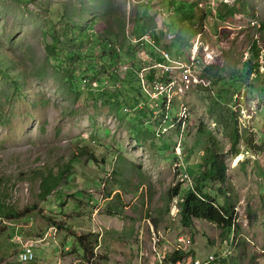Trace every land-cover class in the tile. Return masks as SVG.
Instances as JSON below:
<instances>
[{
    "label": "rangeland",
    "instance_id": "obj_1",
    "mask_svg": "<svg viewBox=\"0 0 264 264\" xmlns=\"http://www.w3.org/2000/svg\"><path fill=\"white\" fill-rule=\"evenodd\" d=\"M212 1H228L221 5L235 15L223 7V20L206 18L194 61V44L169 42L161 20L160 30L149 28L174 63L163 79L174 81L179 93L167 112L169 131L158 139L164 117L135 92L137 83L121 73L117 91L91 90L82 81L92 77L103 47L89 39L74 46L66 36L73 22L100 38L108 26L117 35L124 26L128 36L125 0H0V212L12 219L0 226V264H21L17 236L34 242L35 261L26 264H175L177 251L184 254L181 264H207L211 257L218 259L213 264H264V0ZM136 7L140 18L130 23V39L144 24L141 16H150L144 5ZM175 24L171 16L165 31L175 36ZM54 36L58 48L85 57L69 66L74 86L50 61ZM128 60L124 66L134 68ZM250 63L258 72L249 77ZM181 104L188 119L172 127ZM212 138L228 165V182L203 185L218 205H235L232 236L206 221L184 227L178 200H171L170 192L183 183L176 150L182 148L196 188L209 171ZM81 151L95 160H74ZM49 185L55 187L43 200ZM183 185L181 199L190 191Z\"/></svg>",
    "mask_w": 264,
    "mask_h": 264
},
{
    "label": "trees",
    "instance_id": "obj_2",
    "mask_svg": "<svg viewBox=\"0 0 264 264\" xmlns=\"http://www.w3.org/2000/svg\"><path fill=\"white\" fill-rule=\"evenodd\" d=\"M219 5L217 7L216 13L212 12L209 15L206 13V11L200 10L193 0L192 3L188 2V0H178L177 2L169 5V8L173 9L176 18V24L174 25L175 28L173 29V32L175 33V39L173 43L176 46H184L191 48L196 38L200 35L198 32H200L202 28L204 29L205 20L208 16L210 17L211 15L212 18L215 19V21H217L218 19L223 20L220 8L225 7L226 10L229 11L230 17L235 15L234 8L229 9L228 7H226V5H221L222 7H219ZM169 8L166 9L168 10ZM138 13L139 11L137 10V7H134L133 21H135V19L140 18V15ZM150 16L148 15L147 11L143 14V16H141L140 21H143L144 24H140V27H135V29L132 31V37L138 40L147 35H151L152 31L149 28L153 26L155 27L153 29H161L159 23L160 20L158 19V16H152L151 14ZM70 25L72 26V28ZM70 25H68L66 28V36L70 39V44L77 46L79 42H84V40L89 39L94 40L97 45L103 47V53L101 52V54L99 55V64H96V67L93 66L91 68V71L93 73L92 77L86 76L83 78L82 82H84L87 87H89L93 91L98 90L107 94L111 91H117V89L119 88L118 85L120 84L122 86L124 81H120L119 76L121 73L115 74V71H118L120 65L124 66L125 63L123 62V58H128V61L131 60L133 62L134 68H130L126 72V77L128 76V81L131 84L133 82L137 83V91L135 92L139 94L141 93L140 95H143L139 86L138 72H140L143 68V59L146 57L150 58L154 56V53H152L154 52V50L151 49V47L145 44H139L137 46H134L131 39L129 38L128 33V36H126L124 26L123 29L120 31L121 35L115 34L112 31V28L108 26L105 29L106 37L100 38L99 36H97V33L94 32V30H89V28L85 29L87 25L77 24L75 22L70 23ZM171 27H169V29ZM260 27L262 28V25ZM76 32L78 34H76ZM152 39L155 42L156 46L160 47V38L156 35H153ZM120 40H123L121 45L119 43ZM57 43L58 38L54 36L53 43L47 46L50 61L51 63L53 62L56 68L63 70L66 75H68V77L71 79V84L74 86V72H70V68L74 64H81L85 57L84 55H82V53H78L76 51H70L68 49L61 50L57 47ZM254 49L255 51L258 49V46L256 44L254 45ZM147 50L151 51V54H149ZM158 62L165 64L163 60H158ZM136 64L139 66H137ZM69 66L71 67L69 68ZM81 66L82 65H80V67ZM248 67L249 77L256 71L258 72V65H252V63H250ZM130 100L134 101L135 105L138 104V100L135 98V93H132ZM130 111L133 110L130 109ZM235 117L237 116L234 115V118ZM235 121L237 123V119ZM180 128H182L181 125L178 127V129ZM232 138L233 147L235 151L234 156L235 158H237L241 155V153L238 151V147L241 142L238 130L235 129ZM219 151V144L216 143V139L212 138V147L210 150H208L206 156V162L207 166L209 167V171L199 178L197 187L194 188V190L190 189L184 199L180 198L182 197V193L184 191L183 183L177 184L175 188L170 192V195L172 201L177 198H180L183 201L180 204V215L184 227L191 229L193 228L195 221H206L212 225L223 229L227 235L232 236L234 235V233L236 234L238 229V226L235 224L234 220L236 212L235 205L233 206L230 201H228L224 206L218 205L211 196L205 193V188L203 185V183L209 180L217 181L223 186H225L228 182L229 168L222 156L218 154ZM84 156H89L92 160H95L93 153L88 154L87 151H81L80 153L76 152L74 154V160H78L79 158H82ZM60 180L61 179L58 178L56 182H59ZM53 187H55V185H49L47 187V189L42 195L43 200L51 196ZM0 211H2V209H0ZM4 215L6 214H2L0 212V216L2 218L7 219L8 221L12 220L11 218H7ZM16 216L21 218L20 214H15L14 217ZM82 237L86 238L85 236ZM81 242L83 243L84 248H86L85 240ZM183 256V253L177 251V253L172 256V262H178V260L180 261L181 259L179 258H182Z\"/></svg>",
    "mask_w": 264,
    "mask_h": 264
},
{
    "label": "built area",
    "instance_id": "obj_3",
    "mask_svg": "<svg viewBox=\"0 0 264 264\" xmlns=\"http://www.w3.org/2000/svg\"><path fill=\"white\" fill-rule=\"evenodd\" d=\"M178 0H125L126 2V22H127V30L129 34L130 30V23H134L133 21V12L134 7L138 5H144L146 9H150V14L158 16V19L161 20L163 23V30L166 36V39L169 42L174 41L175 36L171 35L169 31H165L166 29V23L169 21L171 16L175 17V13L173 9H166L165 5H171ZM194 3H196V6L200 10L206 11V13L209 15L210 13H216L217 10V3L216 1L212 0H193ZM221 4H230L228 1H223ZM132 17V20H131ZM134 26V24H133ZM169 28V27H168ZM134 29V27H133ZM202 35H199L195 42L193 43L195 45V48L192 51V60H196L197 53L199 51V46H203V41H201ZM131 41L134 46H137L139 44H145L151 49L154 50V56L150 58H144L143 59V68L140 72H138V78H139V86L140 89L145 96V98L148 100V104L152 105L155 110L156 114L162 115L164 117L163 122L161 125H159L156 135L157 138L162 139L166 133L169 131L165 126L168 125L169 122V114L167 112H171L172 105L174 102H176L179 97V93L177 90V85L174 81H165L163 77H170L175 68L172 67L174 64L172 61V58L169 53L160 50L153 39L147 35L141 39H135L134 37L131 38ZM156 55L159 56V60H163L165 64L159 63L158 59H156ZM211 58V57H209ZM129 70L126 66H119L118 71H115V74L119 73H126ZM107 85V84H106ZM119 87V86H118ZM177 122L172 125V127H177L178 123L180 122H186L188 119V110L185 107L184 104L180 105L179 114L177 117ZM171 128V127H170ZM176 174L183 175L182 182L190 187L191 190H194V183L193 180L187 175V169H186V162L185 158L183 156V150L181 147H179L176 150ZM176 201L178 205H175V211L179 213L180 215V204L183 202L180 198H177ZM10 225L9 221L5 218H2L0 216V226ZM56 234V233H55ZM45 240V237H44ZM15 243L19 244L21 246V251L19 252V263L26 264L31 263L35 261V255H34V242L26 239L25 237L17 236L15 239ZM41 243V241H39ZM165 259V258H164ZM168 260V259H167ZM218 259L216 257H211L207 264H213ZM167 262V261H166ZM182 262H177L175 264H181ZM160 264H164V262L160 261Z\"/></svg>",
    "mask_w": 264,
    "mask_h": 264
},
{
    "label": "crops",
    "instance_id": "obj_4",
    "mask_svg": "<svg viewBox=\"0 0 264 264\" xmlns=\"http://www.w3.org/2000/svg\"><path fill=\"white\" fill-rule=\"evenodd\" d=\"M98 213V212H97Z\"/></svg>",
    "mask_w": 264,
    "mask_h": 264
}]
</instances>
